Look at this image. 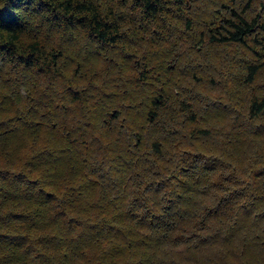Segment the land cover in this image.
Instances as JSON below:
<instances>
[{
    "label": "trees",
    "instance_id": "16d2710c",
    "mask_svg": "<svg viewBox=\"0 0 264 264\" xmlns=\"http://www.w3.org/2000/svg\"><path fill=\"white\" fill-rule=\"evenodd\" d=\"M263 70L264 0H0V264L260 260Z\"/></svg>",
    "mask_w": 264,
    "mask_h": 264
},
{
    "label": "rangeland",
    "instance_id": "374dc122",
    "mask_svg": "<svg viewBox=\"0 0 264 264\" xmlns=\"http://www.w3.org/2000/svg\"><path fill=\"white\" fill-rule=\"evenodd\" d=\"M257 84H258L257 87H262L261 90H264L263 88L264 87V70L260 74L257 80ZM262 146H264V142H261V141L255 142V144H253L252 148L250 149V153H249V156H251L253 161L261 160L264 157L262 153L264 151V148ZM226 264H233V260H230L228 258ZM250 264H264V257H260V260L258 259L257 261L251 262Z\"/></svg>",
    "mask_w": 264,
    "mask_h": 264
},
{
    "label": "clouds",
    "instance_id": "9594fccd",
    "mask_svg": "<svg viewBox=\"0 0 264 264\" xmlns=\"http://www.w3.org/2000/svg\"><path fill=\"white\" fill-rule=\"evenodd\" d=\"M37 23H38V22H34L32 26H33L34 28H36V27H37ZM37 31H39L38 28H37ZM213 107H218V106L209 105V109H208L209 114L211 113ZM202 115H204V114L202 113ZM205 119H209V116H205Z\"/></svg>",
    "mask_w": 264,
    "mask_h": 264
}]
</instances>
